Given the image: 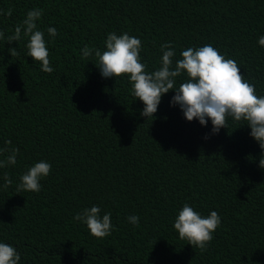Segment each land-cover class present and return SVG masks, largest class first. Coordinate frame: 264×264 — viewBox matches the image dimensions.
Masks as SVG:
<instances>
[{
  "label": "trees",
  "instance_id": "1",
  "mask_svg": "<svg viewBox=\"0 0 264 264\" xmlns=\"http://www.w3.org/2000/svg\"><path fill=\"white\" fill-rule=\"evenodd\" d=\"M9 9L0 15V148L19 153L0 169V243L17 250L19 264H264V150L247 122L229 117L213 134L210 119L189 122L171 105L175 91L155 118L143 117L130 78L102 77L95 54L81 53L104 51L109 33L126 32L141 40L151 73L164 44L173 64L183 50L211 45L264 96V0H0ZM34 9L42 10L51 73L27 55V37L7 43ZM40 161L51 164L40 191L18 193L20 176ZM5 173L13 181L6 189ZM185 203L221 219L206 251L174 228ZM94 205L111 214L107 237L74 220Z\"/></svg>",
  "mask_w": 264,
  "mask_h": 264
},
{
  "label": "clouds",
  "instance_id": "2",
  "mask_svg": "<svg viewBox=\"0 0 264 264\" xmlns=\"http://www.w3.org/2000/svg\"><path fill=\"white\" fill-rule=\"evenodd\" d=\"M3 14L11 16L12 12L10 9L6 13L0 10V15ZM41 17L42 10H30L22 22L15 26L14 34L7 36V43L14 44L27 37V55L41 63L43 72L51 73L54 69L50 67L44 32L39 30L37 23ZM47 32L53 38L57 35V30L52 27H49ZM3 39L5 34L0 31V40ZM258 43L264 47V36L259 38ZM105 45L104 51L84 47L81 50L82 58L87 59L94 53L96 66L104 78L127 75L132 85V95L144 104L141 112L143 117L155 118L154 114L162 97L170 91H175L171 105H179L187 121L199 120L201 125L207 126L210 119L213 134H218L221 128L227 127L229 117L236 122L246 121L251 128V136L264 150V96L256 94L255 86L245 80L234 59H226L213 46L205 45L183 50L182 58L173 64L175 51L169 43L162 45L161 66L149 73L146 71V65L140 61V39L126 32L122 35L111 32L107 35ZM9 51L12 57L18 55L15 47ZM182 75L187 78L177 87L176 79ZM7 144L10 145L11 141ZM5 152L8 155L5 159H0V169L17 163L18 148H0V155ZM259 167L264 169V156L260 159ZM50 171L51 164L45 161L36 163L20 176L16 191L39 192L40 180L47 177ZM3 181L2 187L5 189L13 183L7 173L3 175ZM74 220L85 224L91 235L96 238L111 235V214L105 213L101 217V209L98 206L84 209ZM128 221L138 226L139 217L129 216ZM220 224L221 219L216 211L202 217L185 203L175 219L174 228L181 240H187L189 245L203 252L207 250L213 233ZM20 260L21 256L14 247L0 243V264H19Z\"/></svg>",
  "mask_w": 264,
  "mask_h": 264
}]
</instances>
